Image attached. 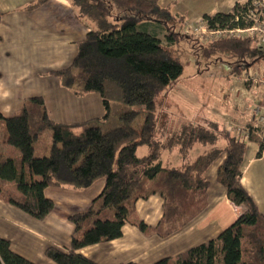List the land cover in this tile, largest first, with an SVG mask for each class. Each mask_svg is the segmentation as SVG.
Returning <instances> with one entry per match:
<instances>
[{
	"label": "trees",
	"instance_id": "obj_1",
	"mask_svg": "<svg viewBox=\"0 0 264 264\" xmlns=\"http://www.w3.org/2000/svg\"><path fill=\"white\" fill-rule=\"evenodd\" d=\"M46 1L31 0L24 9ZM68 1L88 31L77 41L71 64L49 73L77 96L97 93L104 112L88 120L60 123L49 117L42 97L33 96L10 116L0 114L7 142L18 152L16 156L0 152V198L40 219L54 207L44 193L47 187L82 190L102 179L103 187L90 205L68 215L74 225L69 249L47 246L44 251L54 264H98L77 250L120 237L126 223L146 236L167 237L202 212L209 185L204 171L224 152L216 179L225 187L229 201L241 208L240 214L215 238L153 264H264V214L241 182L247 141L229 135L216 122L184 124L164 139H154L156 98L176 86L183 72L173 46L189 37L172 29L167 20L176 18L180 24L184 16L172 14L169 4L162 6L159 0ZM250 1H236L228 12L205 13L202 19L211 29L247 26ZM1 16L2 12L0 20ZM203 50L209 55L224 52L244 62L232 71L264 62V47L259 48L250 37H220ZM134 105L145 109L139 129L131 125L137 114ZM111 116L119 125L102 129L99 123ZM47 129L52 143L43 147V155L35 156V146ZM259 130L248 133V140L259 144L257 155L264 147V137L255 133ZM197 144L204 150L184 161ZM140 145L148 148L141 156L137 154ZM175 149L184 163L178 167L163 164V152ZM154 194L162 198V215L150 226L138 215L136 201ZM0 264L36 263L14 252L10 241L0 237Z\"/></svg>",
	"mask_w": 264,
	"mask_h": 264
},
{
	"label": "crops",
	"instance_id": "obj_2",
	"mask_svg": "<svg viewBox=\"0 0 264 264\" xmlns=\"http://www.w3.org/2000/svg\"><path fill=\"white\" fill-rule=\"evenodd\" d=\"M29 1L0 0V114L8 117L27 98L41 96L49 117L56 122H80L101 116L104 108L97 93L77 96L49 73L71 64L77 41L85 36L88 27L76 17L68 0H47L26 10L24 6ZM236 1L243 0H217L207 13L228 12ZM223 116L221 124L232 118ZM258 149L259 144L254 142L242 165L241 182L264 214V147L260 155ZM0 152L8 156L18 153L1 140ZM224 157L225 153L204 171L209 181L206 208L178 231L167 237L146 236L135 225L126 223L120 237L81 247L77 252L98 264H153L215 238L241 212L216 179ZM8 186L16 190L15 184ZM102 187L101 179L82 190L47 187L44 193L54 201V207L40 219L0 198V237L8 239L11 249L26 259L36 264H54L45 256V248L69 249L74 225L68 215L87 208ZM136 211L146 224L154 226L162 215V198L158 194L140 198Z\"/></svg>",
	"mask_w": 264,
	"mask_h": 264
},
{
	"label": "rangeland",
	"instance_id": "obj_3",
	"mask_svg": "<svg viewBox=\"0 0 264 264\" xmlns=\"http://www.w3.org/2000/svg\"><path fill=\"white\" fill-rule=\"evenodd\" d=\"M216 2L217 0H159L162 6L169 4L172 14L184 16L180 24L176 18H169L167 22L172 29L179 30L189 37L180 38L173 46V55L181 62L183 72L176 86L160 93L156 98L158 124L154 139H164L174 129L184 124L208 126L210 122H216L221 125L223 115L227 114L232 118H226L222 126L229 135L232 134L247 141L246 157L254 145L253 141L248 140L249 131L260 129L255 132L258 136H262L263 133L262 122L259 116L254 114L252 107L254 104L260 105L259 115H264V84L261 81H245L246 69H242L241 72L232 71L235 65L240 64L239 62L244 65V62L237 61L235 56L224 52H215L211 55L204 53L203 46L223 37L216 38L215 35L207 33L201 16L210 12ZM187 25L200 28V31L186 32ZM159 35L165 41L164 34L161 32ZM263 66L264 63L260 68L253 69L260 80L264 77ZM132 108L137 111V114L131 125L139 129L145 117V109L142 105H134ZM0 122V140L2 143L5 141L9 144L5 123ZM99 125L102 129H107L119 125V121L111 116L107 122L99 123ZM50 133L51 131L47 129L40 136V142L35 146V156L43 155V147L51 145ZM13 148L17 151L15 147ZM203 148L200 144L194 146L189 153L190 156L184 161L193 158ZM147 152L148 148L145 145L137 148L139 156ZM223 153L221 152L219 156ZM184 161L176 149L166 150L162 154V163L168 166L178 167Z\"/></svg>",
	"mask_w": 264,
	"mask_h": 264
},
{
	"label": "built area",
	"instance_id": "obj_4",
	"mask_svg": "<svg viewBox=\"0 0 264 264\" xmlns=\"http://www.w3.org/2000/svg\"><path fill=\"white\" fill-rule=\"evenodd\" d=\"M247 19L249 24L244 27H234V28H222V29H211L208 27L204 21V29L210 35H215L216 38L223 36L227 38H245L250 37L254 40L259 48L264 47V0H251L248 8ZM188 26V25H187ZM200 31V28L187 27L186 32ZM191 33V32H190ZM264 62L257 61L254 64L248 66L245 70L244 80L245 81H261L264 84V77L260 80V77L256 76L253 69L260 68ZM264 67V66H263ZM252 111L255 115L259 116V120L262 122V132H264V115H259L260 105L254 104Z\"/></svg>",
	"mask_w": 264,
	"mask_h": 264
}]
</instances>
